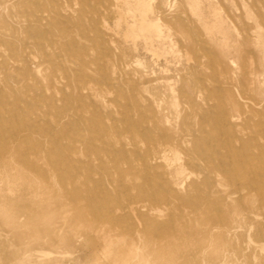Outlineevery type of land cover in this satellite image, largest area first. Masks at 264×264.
I'll use <instances>...</instances> for the list:
<instances>
[{
  "label": "rangeland",
  "instance_id": "374dc122",
  "mask_svg": "<svg viewBox=\"0 0 264 264\" xmlns=\"http://www.w3.org/2000/svg\"><path fill=\"white\" fill-rule=\"evenodd\" d=\"M14 3L0 0V109L21 119L18 141L0 138V264H264V187L220 175L182 138L207 137L215 160L264 153V0H37L27 17ZM37 17L48 19L41 40ZM226 90L246 102L233 127L219 120L234 109ZM56 120L66 134L32 130ZM162 133V168L146 172L143 134ZM238 198L252 211L219 221ZM128 204L134 212L117 211Z\"/></svg>",
  "mask_w": 264,
  "mask_h": 264
},
{
  "label": "bare ground",
  "instance_id": "6f19581e",
  "mask_svg": "<svg viewBox=\"0 0 264 264\" xmlns=\"http://www.w3.org/2000/svg\"><path fill=\"white\" fill-rule=\"evenodd\" d=\"M142 1H144V0H142ZM36 3H37V0H15V3L14 4L17 7H23V10L21 11V15L23 17H27V13L29 12V9L32 8V6H36L35 5ZM44 19L46 21H48V19L41 18V17H37V18H35L33 20V22L35 24H34V26L31 29H32V32H33V37L35 36V38L38 39V40L41 37H43L44 34H45V31H44V29L42 28V25H41L42 24L41 21L44 20ZM140 23H141V26L142 25L144 26L145 20L142 19ZM155 23H156V21H155ZM131 27H133V26H131ZM158 29H160V28H158ZM23 44H25V43H23ZM41 44L42 43H40V42L37 43V45H40V46H41ZM54 45H56V42H50V43H48V46L50 48L54 47ZM59 46L60 47H63L62 45H59ZM45 56H47V54L46 55L44 54V57ZM42 64H43L42 61L38 62L37 64H35V68L40 69L41 66H42ZM64 71L67 72L66 69H64ZM224 73L226 74V76L224 78V82H226L229 85H233L232 84L233 83V80H234L233 75H227L229 73V71H227V70H224ZM227 95H229L230 99L232 100V102H233L232 105L234 106V109L232 111H223L221 113V116H220V119L219 120L223 124H226V125H229V126L233 127V126H235L234 125L235 124L234 123L235 120L244 119L243 116H242V115H244V113H243L244 112L243 105H245L246 102L242 101V98L239 99V100H236V99L234 100L233 97H232V94H231V90H228L227 91ZM16 108H17L16 106H14L12 108V112L13 113H12V115H10V118L8 116H5V113L3 112V110L0 109V138H3L1 136H4L5 133L8 130L9 136H11L14 139V143L19 140L18 139V136H19L18 126L21 124L20 123V120L21 119L20 120H17L18 118H17V115L15 113V109ZM8 119H13V120L12 121H9ZM245 119H250V118H245ZM123 125H124L125 128L130 129V130H133L134 132H136V134L137 133L139 134V132H141L139 130V125L140 124L139 123L137 124L136 122H133L130 119H126L125 118L124 121H123ZM258 126H260V127L263 128L262 124H259ZM29 128H31V127H29ZM32 130H40V131H44V132L54 131V132H56V134H60V135H62V134L64 135V134L67 133V130L63 127V124H62V122L60 120H56L55 123H50V122L47 121L44 124V126H41V125H39V126L38 125H33L32 126ZM143 135H144V140H146L148 142H152V144H153V146L151 147V149H148L145 152V154L143 155V157H142L143 158L142 161L144 162V170L146 172H151L153 170H158V169L162 168L161 167V162L165 160V158L163 156L164 151H163V148H162L163 145H165V144L162 142V140L163 139H166V138L168 139L169 136H167L166 133H164V134L162 133L156 139V137H154L152 135H148V134H143ZM183 137H189L191 139V142H192L193 147L188 152L190 157L195 156V157H198L200 160H202L206 164L214 165V167L218 170V172L220 173V175H222V176H224V177H226L228 179H233V177L236 176L237 173H248L249 174V180L244 185H246V186L252 185V186H254L255 188H258V189H260V187H264V175H261V174L257 173L252 168V166L254 164H256V163L264 164V153H263V151L260 150L261 153L258 154V155H252V154H234L233 156H231V155H225V154H221V153H218L217 152L216 153L217 154L216 155L217 156V159H216L217 161H216L214 159V157H212L209 152H205L206 145L209 142V139L207 137H199L195 133H192V131L186 132L182 136V138ZM237 140H238L240 146H242V147H247V145L252 144L250 141H245V140L240 139V138H237ZM210 142L213 143V141H210ZM131 144L132 145H136L135 141H133ZM212 146H213V144H212ZM218 146L219 147H223V148H227L228 150H231V149L233 150L235 144L234 143H232V144L231 143H227V144L219 143ZM17 150L18 149L16 147H11L10 149H8L7 152H9V153H19ZM56 157H57L58 162L60 164H67L68 163L66 161V159L64 158V155L58 154ZM118 158H121L124 162H126L127 164H129V159L124 155V152H120L118 154ZM28 165L31 168H34V166L30 162H28ZM133 166L134 165H129L128 171L133 172L135 170ZM173 176H176V175L174 174ZM174 179H175L174 180V183H175L176 187H181L182 188V186H184V181H178V178H175V177H174ZM120 181H121V179H120ZM194 185H196V184L194 183ZM169 191H171V193H173L175 197L180 198L182 200L183 197H180L179 188L173 189V188L169 187ZM216 192L217 193H220L219 190H216ZM100 195L102 197H104V198H108V197L111 196V193L103 192ZM263 195H264L263 191L260 190L259 191V196L262 197ZM77 196L79 197L80 195L78 194ZM93 196H95V195H93ZM93 196H88V198L86 197V200L88 202L94 201V198L95 197H93ZM131 198H133V197H131ZM192 198H195V197L192 196L191 198H186V199L183 198V199L186 202H189V201L190 202L191 201L192 202H196V198H195V200H193ZM198 201H200V200L198 199ZM252 207H253L252 206V203L251 202H248L244 198L232 199V201L230 203H227L224 206L222 205V206L219 207V209H220L219 210L220 215H219V217H217V219L219 221H223V222H230L229 216L231 214H233L236 210H240L242 212H249V211H252ZM117 211H123V212H125V211L131 212L132 211V212H134L135 211V207L132 204H128L126 206L120 205L118 207ZM99 214H101V211H98V215ZM244 224H247V226L250 227V228H252L253 226H257V224L254 221H252V220H246V222H244ZM105 227H107V226H105ZM239 227H241V226H239ZM168 228L169 227H165V228L164 227H159L158 229H155V231H152V232L155 235L163 236L164 234L167 233ZM177 233L178 232H176V230H174V231L171 232V234H173V235H176Z\"/></svg>",
  "mask_w": 264,
  "mask_h": 264
}]
</instances>
